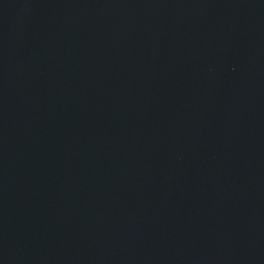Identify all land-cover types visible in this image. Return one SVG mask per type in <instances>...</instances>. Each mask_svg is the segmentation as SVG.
Segmentation results:
<instances>
[{"label": "water", "instance_id": "95a60500", "mask_svg": "<svg viewBox=\"0 0 264 264\" xmlns=\"http://www.w3.org/2000/svg\"><path fill=\"white\" fill-rule=\"evenodd\" d=\"M0 264H264V0H0Z\"/></svg>", "mask_w": 264, "mask_h": 264}]
</instances>
